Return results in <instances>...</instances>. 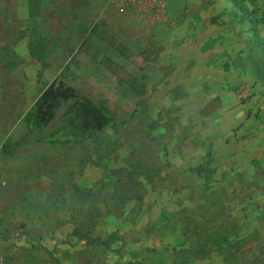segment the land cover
<instances>
[{"label":"rangeland","instance_id":"obj_1","mask_svg":"<svg viewBox=\"0 0 264 264\" xmlns=\"http://www.w3.org/2000/svg\"><path fill=\"white\" fill-rule=\"evenodd\" d=\"M155 1L0 0V264H264V0ZM53 78L105 127L28 123Z\"/></svg>","mask_w":264,"mask_h":264},{"label":"trees","instance_id":"obj_2","mask_svg":"<svg viewBox=\"0 0 264 264\" xmlns=\"http://www.w3.org/2000/svg\"><path fill=\"white\" fill-rule=\"evenodd\" d=\"M64 104L67 105L59 115L62 123L61 129L86 134L102 130L109 122L108 112L103 104H97L80 94L76 88L66 83L62 78H53L40 90L24 118L28 123L32 122L38 126H46ZM18 144V140H11L9 136H6L0 145V152L3 155L12 154ZM138 165V162L134 163L132 166L133 171L138 169ZM78 191V195L83 202H87L86 210L69 234L89 245H99L109 250L111 244L117 240L116 231L109 232L106 238L92 235L91 232L96 219L102 213L98 203L103 202L104 205L107 203L103 200V197L97 194L84 190ZM128 191H130V187L123 189L117 195L121 200L127 199L129 198ZM123 264L143 263L133 260Z\"/></svg>","mask_w":264,"mask_h":264},{"label":"built area","instance_id":"obj_3","mask_svg":"<svg viewBox=\"0 0 264 264\" xmlns=\"http://www.w3.org/2000/svg\"><path fill=\"white\" fill-rule=\"evenodd\" d=\"M105 3L108 5H115L119 7L121 10H126V9H134L136 6L140 5V3H145V4H151L152 6H155V10L159 13L163 12V7L161 4L156 2L155 0H104Z\"/></svg>","mask_w":264,"mask_h":264}]
</instances>
